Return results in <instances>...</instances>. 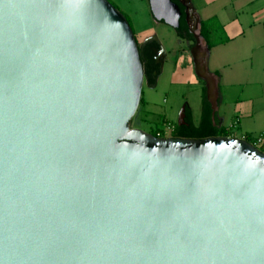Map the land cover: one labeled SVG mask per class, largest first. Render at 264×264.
Segmentation results:
<instances>
[{
	"label": "water",
	"instance_id": "1",
	"mask_svg": "<svg viewBox=\"0 0 264 264\" xmlns=\"http://www.w3.org/2000/svg\"><path fill=\"white\" fill-rule=\"evenodd\" d=\"M144 82L108 0H0V264H264V153L131 128Z\"/></svg>",
	"mask_w": 264,
	"mask_h": 264
},
{
	"label": "crops",
	"instance_id": "2",
	"mask_svg": "<svg viewBox=\"0 0 264 264\" xmlns=\"http://www.w3.org/2000/svg\"><path fill=\"white\" fill-rule=\"evenodd\" d=\"M190 2L197 21L193 34L200 35L201 21L215 18L223 29L224 37L220 38L225 40L208 47L202 37L185 39L186 50L175 53L182 63L189 62L194 73L199 71L191 86L200 91V114L201 94L205 93L207 101L209 97L215 104L214 109L211 107L213 119L226 136L241 139L264 135V0ZM188 34L191 33L188 31ZM146 40L142 44L152 39ZM165 60L164 55L163 62ZM170 86V104L160 116L175 122L180 107L187 102L180 103V94L174 88L185 87V84L171 83ZM191 111L197 123L199 118L196 120ZM151 112L146 104L143 113Z\"/></svg>",
	"mask_w": 264,
	"mask_h": 264
},
{
	"label": "rangeland",
	"instance_id": "3",
	"mask_svg": "<svg viewBox=\"0 0 264 264\" xmlns=\"http://www.w3.org/2000/svg\"><path fill=\"white\" fill-rule=\"evenodd\" d=\"M108 1L126 17L133 32H135L134 34L136 35L135 38L138 46H140L146 39H155V41L162 47L164 55L166 56V60L162 64L160 75L156 80V88L154 85V87H148L146 82H144L140 103L135 115L130 121V127L139 128L145 132H149L151 129L154 130L157 128H162L164 130L168 124L175 125L177 123V121H164L163 117L160 116L163 113V110L169 107L170 97L168 95V88H171V83L185 84V87L178 86L174 88V90H178V93L180 94V103H188L193 110L195 119L197 120L200 116V91L191 86L192 82L195 80L194 76L197 75V73L193 72L189 62L184 61V63H182L180 57L175 56V53L180 49L186 50L187 42L185 39L179 38L174 29L152 19L149 15L147 0ZM181 97L183 100H181ZM144 101L146 102L149 111H152L150 114L143 113L146 105L144 104ZM159 133L161 132L159 131ZM162 134V137L167 136L164 131ZM251 137L253 138L254 136Z\"/></svg>",
	"mask_w": 264,
	"mask_h": 264
},
{
	"label": "trees",
	"instance_id": "4",
	"mask_svg": "<svg viewBox=\"0 0 264 264\" xmlns=\"http://www.w3.org/2000/svg\"><path fill=\"white\" fill-rule=\"evenodd\" d=\"M173 1L177 2L176 0ZM180 9L182 10L181 7ZM186 26L184 15L182 14L179 21V27L175 30V32L179 38L191 40L193 35L188 34ZM223 34L222 26L215 18H210L200 22V36L204 39L208 47H213L217 43L224 42L225 40L220 38V36L224 37ZM152 47H158V43L155 40H149L145 44H141L139 46L140 59L144 68V80L149 86L155 85L161 72L160 64L155 61V54L150 50ZM159 131L161 133H159ZM163 131L164 130L162 128H157L154 130L151 129L149 133L156 137H162ZM171 135L188 139L226 136L222 128H220L213 119L211 105L207 101L205 93L202 94L201 114L198 122L196 123L193 121L192 111L189 105L185 104L183 124L176 123L174 125V131Z\"/></svg>",
	"mask_w": 264,
	"mask_h": 264
},
{
	"label": "built area",
	"instance_id": "5",
	"mask_svg": "<svg viewBox=\"0 0 264 264\" xmlns=\"http://www.w3.org/2000/svg\"><path fill=\"white\" fill-rule=\"evenodd\" d=\"M173 131H174V125H170V124H168L166 126V129H164V133L167 134V136L168 135L170 136L173 133ZM226 137H231V136H226ZM241 139L246 140L253 147H255L256 149H258L260 152L264 153V135L259 134V135L254 136L253 138L252 137L251 138H247V137L244 138L243 137Z\"/></svg>",
	"mask_w": 264,
	"mask_h": 264
},
{
	"label": "flooded vegetation",
	"instance_id": "6",
	"mask_svg": "<svg viewBox=\"0 0 264 264\" xmlns=\"http://www.w3.org/2000/svg\"><path fill=\"white\" fill-rule=\"evenodd\" d=\"M187 26H188V24H187ZM189 28H190V27H188V28H187V29H188V31H190V30H189ZM190 33H191V32H190ZM191 34H192V33H191Z\"/></svg>",
	"mask_w": 264,
	"mask_h": 264
}]
</instances>
